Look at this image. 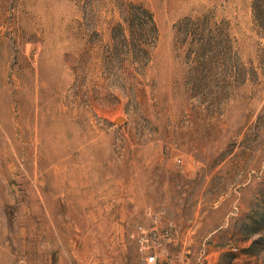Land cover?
I'll return each instance as SVG.
<instances>
[{
    "label": "rangeland",
    "instance_id": "374dc122",
    "mask_svg": "<svg viewBox=\"0 0 264 264\" xmlns=\"http://www.w3.org/2000/svg\"><path fill=\"white\" fill-rule=\"evenodd\" d=\"M254 0H0V264H264Z\"/></svg>",
    "mask_w": 264,
    "mask_h": 264
},
{
    "label": "trees",
    "instance_id": "16d2710c",
    "mask_svg": "<svg viewBox=\"0 0 264 264\" xmlns=\"http://www.w3.org/2000/svg\"><path fill=\"white\" fill-rule=\"evenodd\" d=\"M253 12H254L255 21L259 25H263L264 24V0H254Z\"/></svg>",
    "mask_w": 264,
    "mask_h": 264
},
{
    "label": "built area",
    "instance_id": "2783aa9c",
    "mask_svg": "<svg viewBox=\"0 0 264 264\" xmlns=\"http://www.w3.org/2000/svg\"><path fill=\"white\" fill-rule=\"evenodd\" d=\"M155 259L156 258L153 255L148 256V259H147L148 264H154L155 263ZM169 264H172V263H169Z\"/></svg>",
    "mask_w": 264,
    "mask_h": 264
}]
</instances>
